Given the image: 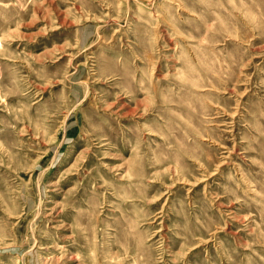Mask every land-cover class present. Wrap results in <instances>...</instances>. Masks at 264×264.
Segmentation results:
<instances>
[{"label":"rangeland","instance_id":"1","mask_svg":"<svg viewBox=\"0 0 264 264\" xmlns=\"http://www.w3.org/2000/svg\"><path fill=\"white\" fill-rule=\"evenodd\" d=\"M0 264H264V0H0Z\"/></svg>","mask_w":264,"mask_h":264},{"label":"bare ground","instance_id":"2","mask_svg":"<svg viewBox=\"0 0 264 264\" xmlns=\"http://www.w3.org/2000/svg\"><path fill=\"white\" fill-rule=\"evenodd\" d=\"M217 106V105H216ZM167 107V106H166ZM170 107V106H169ZM122 110V109H121ZM125 113V112H124ZM231 116V115H230ZM231 118V117H230ZM226 152V151H225ZM223 157V156H222ZM224 158V157H223ZM224 163V162H223Z\"/></svg>","mask_w":264,"mask_h":264}]
</instances>
